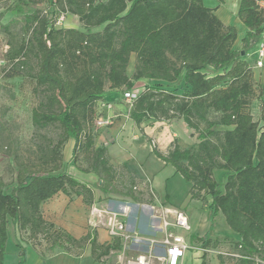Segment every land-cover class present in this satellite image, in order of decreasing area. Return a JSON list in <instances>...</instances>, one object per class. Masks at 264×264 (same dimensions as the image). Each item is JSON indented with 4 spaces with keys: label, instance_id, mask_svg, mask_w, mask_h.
<instances>
[{
    "label": "trees",
    "instance_id": "trees-1",
    "mask_svg": "<svg viewBox=\"0 0 264 264\" xmlns=\"http://www.w3.org/2000/svg\"><path fill=\"white\" fill-rule=\"evenodd\" d=\"M37 1L17 0L13 11ZM46 1L50 12L36 10L25 16L31 36L11 45L6 60L14 68L5 77L24 76L30 67L29 77L45 91L32 111V122L39 128L57 126L61 133L56 144L40 148L36 162L16 160L10 183L0 177V264H6L12 231L25 233L27 246L46 242L51 252L80 255L90 245L97 262L122 250L120 238L100 244L93 231L77 240L46 221L41 207L59 193L82 197L87 205L95 202V189L71 175L69 162L63 160L61 150L69 140H74L73 165L83 154L89 168L79 170L98 176L95 188L105 195L142 200L134 175L127 173L129 186L120 189L122 176L110 164L107 149L96 147L94 131L96 106L106 97L107 87L128 92L142 79L160 83L134 100L130 118L137 126L150 119L178 118L198 134L196 149L177 144L167 155L153 151L192 184V200L206 205L210 200V227L203 237L192 239L208 248L221 214L241 238L237 264H264V97L256 121L247 111L255 96L254 75L234 48L236 27L225 25L203 0ZM66 15L77 17L81 27H59ZM238 18L248 29L243 44L262 36L264 9L259 0H241ZM132 54L136 65L129 77ZM32 58L37 60L33 69ZM181 80L187 87L182 96L163 90L162 83ZM216 126L227 129L220 132ZM215 169L228 174L223 186ZM24 242L16 243L18 264H31ZM77 248L81 251L74 253Z\"/></svg>",
    "mask_w": 264,
    "mask_h": 264
},
{
    "label": "rangeland",
    "instance_id": "rangeland-1",
    "mask_svg": "<svg viewBox=\"0 0 264 264\" xmlns=\"http://www.w3.org/2000/svg\"><path fill=\"white\" fill-rule=\"evenodd\" d=\"M106 1V0H104ZM207 1V2H206ZM217 7L224 6L220 4L217 0ZM264 1V0H259ZM17 0H2L0 1V177H3L7 183L12 181V173L10 168L19 160L21 162L29 163L36 162L37 158L40 156V148H46L57 143L60 138V129L57 126H48L46 128H39L35 126L32 122V111L36 109L40 102L45 98V91L43 88H38L35 82L29 77L28 71L30 67L24 70V76H19L15 78H6L5 72L11 71L14 68L12 63L6 60L7 52L9 51L11 45L15 46L21 43L23 40H27L31 36V32H28L25 27V16L31 14L36 10L42 11L44 13L49 11V3L46 0H38L35 6H22L18 7L13 11ZM206 5H209L208 0L204 1ZM208 7V6H207ZM50 12V11H49ZM223 13V10L221 11ZM221 16L223 14H220ZM8 26V27H6ZM59 27H76L80 28L81 24L77 17L66 15L63 16ZM241 31H238V35ZM261 43V37L255 39L246 45L241 43V39L238 38L235 43V49L241 52L242 60L252 69L254 75V89L255 96L251 100L247 111L250 112L253 118L258 121L260 117V100L264 97V67L260 68L256 65L257 60H260L258 55L259 45ZM256 47V48H255ZM258 48V49H257ZM257 49V50H256ZM37 60L35 58L31 59V69L36 68ZM136 56L132 54L127 67V74L132 77L135 72ZM259 68L258 70H256ZM255 69V70H254ZM259 71V72H258ZM211 75V74H210ZM160 82L148 79H142L135 82V87L133 91L139 90L143 92L148 86H154ZM163 90L172 92L177 96H182L186 91L187 87L184 80L174 83H162ZM113 90L107 87V93L109 91H117L119 94L117 104L121 107L118 109L117 113L112 116L111 121L105 122L103 119V113L99 109V102L96 106V121L94 123V131L96 134L95 142L96 147L104 145L105 143H121L122 147H125L127 151L132 153L134 149L133 144H137V140L143 138L146 141L149 148L163 151L164 155H167L175 145H179L182 149H196L199 143L198 134L195 130L190 129L182 119H171V120H155L150 119L144 121L140 126H137L133 120L130 118V111L133 102H129L127 96L123 91ZM132 92L131 91H128ZM210 119H214L211 115ZM119 121V122H117ZM202 127H205V123L202 122ZM216 130L222 132L226 130V127L216 126ZM215 140V139H214ZM166 148V151L164 148ZM73 148L74 140H69L61 150L63 160L69 162V173L77 178L75 175L81 173L79 170L81 168H89V163L84 158L83 154H80L76 165H73ZM110 161V159H109ZM110 164L113 165V163ZM117 171L121 174L120 189L125 190L129 186L127 168L124 165L115 166ZM126 168V171L124 170ZM83 173V172H82ZM84 178L91 176L95 183L90 186L95 189L96 198L93 205H87L83 201L84 207L89 216L95 217L100 210V214L97 217H103L105 223L108 220L109 215L102 214L103 212L113 214L117 213L119 218L126 223L127 218L130 213L137 207H142L150 203V196L147 191H145V186L141 192L145 193V197H142L140 202L133 201L130 197L109 194L105 195L95 188L98 183L99 178L93 173L85 174ZM94 175V177H92ZM214 176L216 180L223 186L226 181L228 174L220 169L214 170ZM136 185L141 188V180L134 175ZM177 191L180 193L183 191V187L178 188ZM140 193L139 190H136ZM141 194V193H140ZM72 198H76L74 194L70 195ZM150 198V199H149ZM83 200V199H82ZM122 202V206L127 207L130 203L138 204L136 206H131L129 211L126 213L123 210L120 212L116 210L118 208V203ZM204 205L206 203L204 202ZM103 206V207H99ZM120 207V206H119ZM120 209V208H119ZM184 210V209H183ZM120 213H123L121 215ZM219 216V215H218ZM217 216V217H218ZM107 217V218H106ZM215 219V224L217 228H220V223L218 219ZM216 228V227H215ZM180 234L184 235L185 238L190 237V231L185 232L179 230ZM24 237H28L25 233H19L17 231H12V235L9 241V246L6 255V264H16L19 261V250L16 249L17 240L20 239L22 242ZM114 239H112L113 241ZM221 242L211 243V245L202 249L199 242L192 239L195 248L191 250V254L186 258L185 264H237L241 258L239 247L234 239L221 238ZM111 241V242H112ZM32 245L27 246L24 242V246L29 250L30 256L33 257V253L30 249H34L42 255H52L60 250H55L51 252L49 246L44 241H33ZM144 244L128 245L126 248L123 247L120 251L112 252L108 257H105L100 263L101 264H121L127 263L131 259H136L139 255H149L148 249ZM87 245L85 246V248ZM84 248V249H85ZM80 249H75L74 253H79ZM63 252V251H61ZM198 253V254H197ZM192 254L195 256L193 257ZM204 254H206L204 256ZM197 255V256H196ZM78 256V255H77ZM204 256V257H203ZM240 256V257H238ZM202 259V263H197L195 259Z\"/></svg>",
    "mask_w": 264,
    "mask_h": 264
},
{
    "label": "crops",
    "instance_id": "crops-1",
    "mask_svg": "<svg viewBox=\"0 0 264 264\" xmlns=\"http://www.w3.org/2000/svg\"><path fill=\"white\" fill-rule=\"evenodd\" d=\"M208 2L209 5H206L205 2L204 4L208 6V8L216 9L215 14L225 25L234 26L237 31H241L238 38H240L241 43H243L242 40L246 38L248 29L238 18L241 0H225V4L222 7H217L215 0H208ZM222 10L223 13H221ZM220 14L223 15L221 16ZM249 42H251V40H249L248 43ZM258 69L259 68L256 70ZM118 97L119 94L117 91H109V93H106V97L99 102V109L103 113V119H105V122L111 121L112 116L116 114L121 107L117 104ZM121 145L123 144L105 143L99 147L97 146V148H106L107 156L113 165H124L128 169L126 173L129 172L132 175H136L142 182V185H139L141 188L136 186V188H138L137 190L141 193L140 196H146L144 192H141L143 186H145V191L148 192L151 198H149L150 203L142 207H137L138 204L132 203H130L129 206L124 207L121 205L122 202H117L118 205L116 206H118V208L116 210L119 212L123 210L127 213L131 206L137 207L127 218L125 223L127 231L134 236L141 238L142 241L140 244L146 245L145 247L148 249L149 254L153 250H155L157 254H163L164 251L156 247L158 245H156V243L161 242L163 237L160 230L161 222L159 219L167 218L168 220L173 221L175 212L181 210L188 216L191 226L189 234L191 236L187 239L192 242V236H197L199 238L203 237L210 227L208 221L210 200L207 205H204L200 200H192L190 195L192 184L185 181V179L176 172L173 166L166 164L163 160L158 158L143 138L138 139L136 145L133 144L134 149H132V153L127 151V149ZM166 148L167 147L164 148L165 151ZM159 150L160 152H163L160 148ZM126 168L124 167L125 171ZM85 174L86 173L82 172L76 174V179L89 185L95 183V180H93L91 176L84 178L87 176ZM94 175H92V177H94ZM182 187L183 191L181 193L180 191H177L178 188L181 189ZM149 190L153 191L154 194ZM41 210L46 221L53 223L57 228L71 234L77 240L83 239L90 231H93L100 244H109L112 241V237L107 230L105 219L103 217H97L98 214L101 213L100 210L96 214L97 216L91 218V216H89L90 214H87L82 197L72 198L71 196L59 193L52 199L46 201L42 205ZM120 214L123 215V213ZM157 216H160L159 219L156 218ZM217 219L221 226L220 228H217L216 226L214 235L212 236V243L214 242L215 244H218V242L223 241L221 238L234 239L233 241L239 243L241 238L229 228L226 224L225 217L219 214ZM153 241L156 243L154 244ZM8 246L9 243L7 245V250ZM16 249L19 250L17 247ZM30 250L33 253L32 258H34L32 259L29 257V260H33L31 264H101L100 262L95 261L92 257L90 245H88L78 256L73 254L69 255L61 251L48 256L42 255L41 253L38 254L34 249ZM190 254L191 252H188L186 258ZM17 255L19 256V254ZM28 256H30V254H28ZM192 256L194 257L195 255L192 254ZM195 259L197 260V263L202 261V259H197L196 257ZM18 263L19 261L16 262V264Z\"/></svg>",
    "mask_w": 264,
    "mask_h": 264
},
{
    "label": "built area",
    "instance_id": "built-area-1",
    "mask_svg": "<svg viewBox=\"0 0 264 264\" xmlns=\"http://www.w3.org/2000/svg\"><path fill=\"white\" fill-rule=\"evenodd\" d=\"M259 5L264 9V1H259ZM260 60H257L256 65L260 68L264 67V32L261 36V44L258 50ZM129 102H133L140 94L139 90L125 93ZM138 188H135L137 190ZM151 193L153 191L149 190ZM154 194V193H153ZM104 215H109L106 222L107 230L112 239L120 238L124 248L129 244L135 245L140 243L141 238L134 236L127 231L126 224L119 218L117 213L109 214L103 212ZM160 216L156 218L159 219ZM107 218V217H106ZM160 230L162 232V241L156 243V247L164 251V253L157 254L155 250L151 251L149 255H139L136 259H131L124 264H185V258L188 252L195 248V245L180 234L179 230L188 232L191 230L189 218L185 212L178 210L175 212L174 220L167 218H160ZM123 249V248H122ZM240 257V256H238ZM123 264V263H121Z\"/></svg>",
    "mask_w": 264,
    "mask_h": 264
}]
</instances>
